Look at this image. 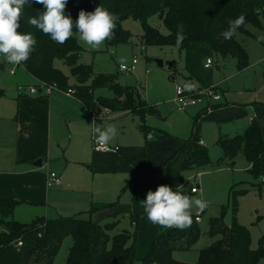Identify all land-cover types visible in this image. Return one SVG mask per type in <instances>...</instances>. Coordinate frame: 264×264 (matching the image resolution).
<instances>
[{
	"label": "trees",
	"instance_id": "16d2710c",
	"mask_svg": "<svg viewBox=\"0 0 264 264\" xmlns=\"http://www.w3.org/2000/svg\"><path fill=\"white\" fill-rule=\"evenodd\" d=\"M97 6L106 8L118 17L115 38L105 41L108 52L119 44L132 42L133 35L123 27V22L127 20L141 23L142 50L156 46L179 47L185 56L186 79L198 85L195 90L191 87L188 89L190 94L215 87L214 69L220 60L233 58L238 62L239 71L247 69L249 53L236 36L252 35L251 27L264 30V0H68L65 14L75 22L81 10L91 12ZM41 11L43 5L29 0L18 29L32 33L37 40L30 59L20 65L38 81L37 85L56 84L63 92L73 90L74 96L91 117L98 109L104 108L112 112L130 111L139 118V128L146 138L155 135L159 139H166L168 133L155 131L146 124L148 117L160 118V113L149 106L135 88L124 87L115 77L97 74L93 66L81 63L84 50L75 36L60 45L27 24L28 16H38ZM158 15H162L168 35H163L149 24ZM240 15L245 17L244 25L237 29L231 40H225L221 32L228 28L229 20H235ZM177 25H183L180 42ZM208 59L213 61L210 68H206ZM57 62L69 68L76 81L74 85H70V78L57 68ZM101 89H109L113 98H97L96 92ZM200 124L197 117L191 137L159 169L161 184L170 186L173 191L179 187L189 197L190 194L183 190L187 183L185 173L212 164L209 149L201 141ZM220 144L224 154L220 161L227 160L233 166L236 159L243 155L250 164L249 173L260 181L264 174V138L260 119H255L243 134L221 139ZM254 188L261 194L264 186L259 182ZM243 193L245 191H238L232 196L231 226L225 224L224 216L210 220L208 235L215 241L198 253L196 264H260L264 260V235L259 240L258 248L253 249L250 231L237 219L238 198ZM20 204V201L12 198L0 200V264H55L67 238L73 239V246L66 264H135L137 233L119 230L121 218L129 214L119 213L101 222L83 218L57 217L49 220L37 217L26 224L14 218V211ZM115 205L93 207L90 213ZM132 223L138 225L135 221ZM201 236L196 216H192L191 226L184 230L161 227L142 264H189L176 260L174 254L192 251Z\"/></svg>",
	"mask_w": 264,
	"mask_h": 264
},
{
	"label": "rangeland",
	"instance_id": "374dc122",
	"mask_svg": "<svg viewBox=\"0 0 264 264\" xmlns=\"http://www.w3.org/2000/svg\"><path fill=\"white\" fill-rule=\"evenodd\" d=\"M149 24L159 30L163 35H168V29L163 24L162 15L153 17ZM123 27L133 35V40L129 44H119L115 48L107 51L105 43L95 50H89L88 46L82 42L84 52L82 54L81 63L93 66L97 74L113 76L118 80V83L124 87H133L139 90L140 97L147 101L148 104L154 106L161 113V118L149 117L147 125L155 127L158 130L165 131L169 134L170 138L166 141L158 140L155 143L168 144L175 146L182 140L190 137L192 130L195 126V120L198 117L199 108L188 109L186 112H180L177 109V94L176 88L181 86L185 89L192 86V83L186 79L187 73L185 71V56L180 51L179 47H148L145 51L142 50V35L143 28L141 23L134 20H127L123 22ZM250 32L258 35V39H254L238 34L237 41L245 47L249 53V66L244 71H239L238 62L233 58H228L226 61L220 60L218 66L214 69V81L219 84L221 90L230 93H238L239 96H245V99L259 98L264 96V33L260 29L249 28ZM138 59L135 71L131 73L121 72L120 66L130 67L133 60ZM158 61L163 62V67H160ZM2 60L0 59V65ZM57 68L70 78V85H74L75 79L71 76L68 67L64 66L62 62L56 63ZM9 68L18 71L17 65L10 67L6 66L3 71H0V90L4 92V97L0 99V111L13 107L15 99L18 96L17 86L19 84L16 76H11ZM175 78V79H174ZM174 79V80H173ZM105 94L104 99L112 97L109 90H100ZM222 93V92H221ZM66 94L62 91L52 93L53 97L61 99L62 105L69 107V101L66 99ZM223 98V95H222ZM67 100V101H65ZM217 108V107H215ZM81 109V107H79ZM104 109H98L97 115L100 119L115 121L106 122L108 126H116L118 129L116 137L110 142V146H115L116 143L120 145V149H128L123 151L127 155L136 153L139 147L143 145L149 146L150 139H144V136L138 132L139 118L134 116H127L124 119H111L110 115H104ZM79 111V110H78ZM124 111V110H123ZM120 111L119 113H123ZM126 112V111H124ZM211 113V112H210ZM60 108L57 116L58 129L62 135V149L56 148L58 155L53 157L54 163L50 170H53L61 175L63 178L71 176L74 180L75 186L82 185L86 193H81V206L75 205L77 209L84 212L81 218L89 219L90 215L85 211H89L92 204H97L99 196L107 195L111 197L109 200L116 202V206L130 204L132 198L131 187L126 186L128 180L132 178V172L128 171V167L122 170L116 169V173H97L92 171V154L93 152V139L89 144L86 153L80 155L79 160L82 165H70L68 172H65L64 166L66 165L64 155L66 158L71 156L76 150L74 144L68 149L71 141L70 127L66 121H84L86 117L78 112L76 109L71 110L70 114ZM67 115V116H66ZM208 114L202 115L200 124V135L203 140L207 142L212 164L204 169H193L185 173L187 185L183 188L190 197L200 198L208 201L207 208L202 211V221L198 223L201 228L202 236L198 244L190 252H176L174 258L180 262L196 264L198 260V253L213 245L215 240L211 239L208 235L210 220L224 216V222L227 226L233 223V210H232V196L235 192L245 191L238 198V214L237 219L239 224L246 227L252 238V248L257 249L260 238L264 235V188L262 193H257L254 186L259 183L250 173L248 163L245 156L241 155L236 163L232 166L229 161H220L223 157V151L220 144V137L223 135L235 136V134H242L244 128L241 127L242 122H248L246 119L237 120L234 122H227L218 124L210 120ZM86 121H91L92 118L87 116ZM107 125V124H106ZM264 125V122H263ZM94 126V125H93ZM88 141V137H86ZM57 145V144H56ZM7 146V145H6ZM88 147V145H87ZM151 157H141L135 160L134 171H139L147 166L153 167L154 160ZM152 159V160H150ZM149 161V163H148ZM148 163V164H147ZM70 171L74 173L69 174ZM137 171V172H138ZM67 173V175H66ZM123 178L128 179L120 187ZM131 178V179H130ZM126 186V187H125ZM200 187V193L197 195L191 194V190L195 187ZM70 192V191H69ZM50 201L56 199L60 202L55 206L45 200L47 206H31L19 205L15 211V218L22 223H30L37 217L52 218L54 217L55 208L57 210H67V199L54 196L56 191H49ZM72 193V192H70ZM71 194L68 195L70 197ZM106 197L105 200H108ZM77 198V197H76ZM75 198V199H76ZM66 199V200H63ZM49 205V206H48ZM54 208V209H53ZM225 209V210H224ZM225 211V212H224ZM198 211H193L192 216ZM224 212V213H223ZM64 216V215H62ZM133 220L138 224L134 225ZM161 226L152 224L145 213L141 216H126L121 218L119 230H127L130 233H137V253L135 264H142V260L148 253L153 240L158 236ZM156 234V235H154ZM154 236V237H153ZM153 237V239H152ZM73 239L67 238L62 244L61 250L57 256L55 264H66L70 248L73 246ZM264 264V260L260 263Z\"/></svg>",
	"mask_w": 264,
	"mask_h": 264
},
{
	"label": "crops",
	"instance_id": "0c3cea01",
	"mask_svg": "<svg viewBox=\"0 0 264 264\" xmlns=\"http://www.w3.org/2000/svg\"><path fill=\"white\" fill-rule=\"evenodd\" d=\"M260 31H262V34L264 33V30ZM251 34V38H254L255 40L258 39V35L253 33ZM79 45L82 47V43L79 42ZM82 49L84 50L83 47ZM82 58L83 57H81V61ZM1 60L2 64L0 65V71H3L6 66L10 67L13 65L6 62L4 59ZM10 70L11 68H9V71ZM17 70L18 71H15L14 75H11L16 76L18 79L19 84L17 86V90L20 86H36L38 84V81L27 74V71H25L21 66H18ZM191 83V88H193L194 90L198 88V85L195 82ZM214 84L219 92H222V103L219 104L216 109L209 112H205L204 106L190 108H199V120L201 116L205 114H208V116L211 117V121H215L218 124L227 122L231 123L237 120L247 119V123H241V127L244 128L243 131L245 132L247 127H249L253 122H251L252 119H260L262 121V134L264 138V96L259 98L245 99V96H239L238 93L233 94L228 91L221 90L219 84L215 81ZM190 87H188L187 90ZM137 92L139 93V90H137ZM65 96L67 100H70L69 107L62 105V103H60L61 99H59V97H53L52 93L49 96L43 95L28 97L23 96L18 92V96L15 99L16 102H14L13 107H9L8 109L0 111V200L12 198L14 200L20 201V205L24 204L31 206H41L42 208L44 207V205L47 206L45 203L46 200L48 203L57 206L60 204V202H58L56 199H52V201H50V196L52 194H49V191L55 190L56 193L54 196H58L61 198L64 195V197L62 198H68L66 203V205L68 206L67 210H57V208H53L55 210L54 212L56 213H54V217L47 218L49 220L57 219V217L81 218V215L84 213L81 212L82 210L80 211L79 209H77L75 205H77L78 207L82 205L80 203L81 199L84 197H79V195L81 193H86L81 192L85 191V188H83L82 185L75 186L76 183H74V180L71 178V176L63 178L59 173L50 170L51 166L54 164L52 162L53 157H56L58 155V153H56V148L58 147L57 150L62 149V145L64 143V141H62L61 132L58 129L57 121V116L60 108L63 109L64 112L68 111L67 115L70 114L71 110L76 109V113L78 112L79 114H81V116L83 115L84 118L86 117L87 119V116L91 117L87 109L79 100H77L74 95L68 96L66 94ZM3 97L4 92L0 90V99ZM96 97L105 98L106 96L103 92H100V90H98L96 92ZM112 98L113 93L112 97H108V99ZM148 105L152 106L151 104ZM79 107H81V109H79ZM127 116L136 117L130 111H123V113L112 112L111 119H124ZM86 119H84V121H66V123H68L70 127L71 135V141L69 143L68 149L74 144V149L76 151L71 156H68L71 157L70 159L66 158V155L63 156L66 161V165L64 166L65 172L69 171L70 165H82V162L80 163L78 157H80L83 152L86 153L88 149L91 151V149L89 148V144L92 143L91 141L93 137L97 135L95 132L96 126H108V123L115 122L100 119L99 121H97L94 127V124L92 125L91 121H86ZM140 123H138V132L143 135L139 128ZM151 128L155 131H161L155 127ZM237 135L235 134V136ZM235 136L223 135L219 139H230ZM86 137H88V141L86 140ZM148 138L150 139V141H153L157 137L155 135H149L147 138L144 136L146 142ZM169 138L170 136H168L166 139H157L166 141ZM186 140L184 139L180 141V143L176 144L175 146L155 143L153 141L149 143V146L145 147L143 145L142 147H139V150L136 153L130 155L124 153L123 151H127L128 149H120V145L118 143H116L114 147L111 145V147L117 149L116 152L112 153L96 152L93 147V152H91L92 158L90 161H92L91 168L95 174L116 173V169L122 170L125 167H128V171L132 172V179L130 178L131 180L129 181L128 179L123 178L120 186L124 187L123 183L128 180L126 186L131 187L132 189V200L129 205H115L112 208H101L95 213H90L93 207H102L104 205L116 204L118 202V200L116 202H114L113 200H109L111 199V197H107V195L102 194L101 196H99L100 199H98L99 201H97V204H92L90 210L88 212L85 211L90 215L89 219H91L93 222H101L109 217L118 215L119 213H127L131 217L138 216L139 218L142 213H145L142 208V200L146 199L147 192L149 190L155 191L156 188L161 185V178L159 177V169L161 165L166 163L168 159L170 160L173 157L174 153L182 148V146L184 145V141ZM201 141L202 144L208 148L207 142L203 140L202 137ZM151 156H153L152 158L154 160V166L152 168L147 166L143 170L139 168V171L137 170L138 172L134 171L136 168L133 164L135 163L137 157L146 158ZM238 158L236 159V161L238 160ZM39 161L42 162V166H39ZM248 168L250 170L249 163ZM50 173H56L60 177L62 181V184L60 186L53 188L47 187L46 181ZM73 173V171L69 172L70 175H72ZM69 191L72 193H70ZM69 194H71L70 197H68ZM106 197L108 200H105ZM197 213L195 214V216L197 215ZM15 220L17 219L15 218Z\"/></svg>",
	"mask_w": 264,
	"mask_h": 264
},
{
	"label": "clouds",
	"instance_id": "9594fccd",
	"mask_svg": "<svg viewBox=\"0 0 264 264\" xmlns=\"http://www.w3.org/2000/svg\"><path fill=\"white\" fill-rule=\"evenodd\" d=\"M43 5V11L38 16H28L27 24L50 36L55 43L63 45L75 36L78 42L95 50L105 41L115 38L116 21L118 17L102 6L94 11L81 10L73 22L70 15L65 14L68 0H35ZM29 0H0V55L13 65L26 63L36 49L37 40L32 33L18 31L23 10ZM245 17L240 15L235 20L228 21V28L221 32L225 40H231L237 29L243 26ZM178 42L182 40L183 25H177ZM75 30V31H74ZM264 38V37H261ZM116 126H96V142L107 146L116 137ZM264 179V177H261ZM208 201L189 197L183 194L179 187L176 191L161 184L155 191L149 190L146 199L142 200V208L147 219L154 225L165 229L176 228L184 230L192 224L193 211H204Z\"/></svg>",
	"mask_w": 264,
	"mask_h": 264
},
{
	"label": "built area",
	"instance_id": "2783aa9c",
	"mask_svg": "<svg viewBox=\"0 0 264 264\" xmlns=\"http://www.w3.org/2000/svg\"><path fill=\"white\" fill-rule=\"evenodd\" d=\"M0 59H4L2 55H0ZM137 64H138V59L135 58V60H133V63L130 67L120 66V71L127 72V73L134 72ZM17 66H20V65H17ZM212 66H213L212 59H208L206 62V68H210ZM10 73L11 75H14L15 70L12 69ZM55 91H61L58 85L56 84H51V85L39 84L36 86H20L18 88V92L21 95L28 96V97L43 96V95L49 96L51 93ZM64 93L67 94L68 96L74 95L73 90H68L67 92H64ZM176 94H177V100H176L177 109L180 112H186L188 109L197 107V106H204L205 111L209 112V111L216 109L215 107L221 104L223 100L221 93L219 92V90H216V87H210L207 89L197 90L193 94H190L187 89L181 86H178L176 88ZM103 113L104 115H110L109 109H106ZM99 120H100V117H98L97 115L94 114L92 116L94 127L97 121ZM252 121H254V119H252L251 122ZM93 147L96 152L112 153V152L117 151L116 148H113L110 145H107V146L98 145L96 142V136L93 137ZM262 177H264V174ZM46 182H47L48 188L57 187L62 184L60 177L56 173H50L48 175V179ZM259 182L260 184L264 186V179H260ZM191 192L193 194H198L200 192L199 186H195L191 190ZM202 214L203 212L197 213L196 215L197 223L201 222Z\"/></svg>",
	"mask_w": 264,
	"mask_h": 264
},
{
	"label": "water",
	"instance_id": "95a60500",
	"mask_svg": "<svg viewBox=\"0 0 264 264\" xmlns=\"http://www.w3.org/2000/svg\"><path fill=\"white\" fill-rule=\"evenodd\" d=\"M157 63H158V65L160 66V67H163V62L162 61H158L157 60ZM39 166H42L41 164H42V162L41 161H39Z\"/></svg>",
	"mask_w": 264,
	"mask_h": 264
}]
</instances>
